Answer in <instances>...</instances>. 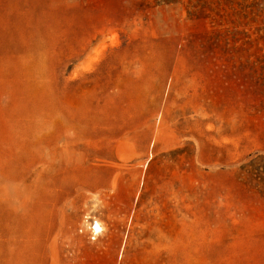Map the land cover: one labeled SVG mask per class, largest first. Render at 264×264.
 I'll return each instance as SVG.
<instances>
[{"label":"rangeland","instance_id":"rangeland-1","mask_svg":"<svg viewBox=\"0 0 264 264\" xmlns=\"http://www.w3.org/2000/svg\"><path fill=\"white\" fill-rule=\"evenodd\" d=\"M0 264H264V0H0Z\"/></svg>","mask_w":264,"mask_h":264},{"label":"bare ground","instance_id":"bare-ground-1","mask_svg":"<svg viewBox=\"0 0 264 264\" xmlns=\"http://www.w3.org/2000/svg\"><path fill=\"white\" fill-rule=\"evenodd\" d=\"M100 229H101L100 224L97 223V225H96V227H95V230H96V231H99Z\"/></svg>","mask_w":264,"mask_h":264},{"label":"built area","instance_id":"built-area-1","mask_svg":"<svg viewBox=\"0 0 264 264\" xmlns=\"http://www.w3.org/2000/svg\"><path fill=\"white\" fill-rule=\"evenodd\" d=\"M94 231H95V229H94ZM92 233L94 234L95 232L92 231Z\"/></svg>","mask_w":264,"mask_h":264}]
</instances>
